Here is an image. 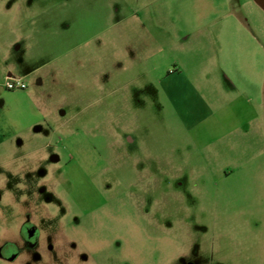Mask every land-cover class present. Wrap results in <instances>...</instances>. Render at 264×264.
Here are the masks:
<instances>
[{
  "label": "rangeland",
  "instance_id": "374dc122",
  "mask_svg": "<svg viewBox=\"0 0 264 264\" xmlns=\"http://www.w3.org/2000/svg\"><path fill=\"white\" fill-rule=\"evenodd\" d=\"M4 43L44 118L0 144V264H264L254 0H0ZM175 66L218 116L201 135L158 82Z\"/></svg>",
  "mask_w": 264,
  "mask_h": 264
},
{
  "label": "crops",
  "instance_id": "0c3cea01",
  "mask_svg": "<svg viewBox=\"0 0 264 264\" xmlns=\"http://www.w3.org/2000/svg\"><path fill=\"white\" fill-rule=\"evenodd\" d=\"M117 12L116 7L113 11L109 10L105 13L107 18L112 19V14L116 15ZM63 40L64 36H62V45L64 46ZM2 45L3 47L0 48V62L2 61L0 67V144L35 127L44 118L41 107H39V103L34 97L35 88L30 87L25 80V77L37 71L38 66L25 67L24 65L29 64L30 61L26 60L24 56L17 57V60H14L12 51L19 50L21 48L20 44L14 45V48L11 43ZM48 49L50 50V47ZM63 50L64 48L61 49V51ZM64 59V53L60 56L57 51L53 57L46 60V64L55 61L57 63L58 61L62 62ZM10 80H20L26 84V87L21 90H10L6 87L7 82ZM36 82H39V80H36ZM158 82L187 130L192 134L196 133V135H201L204 130L209 131L210 125H214L212 123L218 116L205 100L204 94L193 79L184 70L177 66L168 69L164 74L159 75ZM221 123L222 120H219V124ZM236 126L239 127V125ZM218 134L211 140L219 138L224 132L220 130Z\"/></svg>",
  "mask_w": 264,
  "mask_h": 264
},
{
  "label": "built area",
  "instance_id": "2783aa9c",
  "mask_svg": "<svg viewBox=\"0 0 264 264\" xmlns=\"http://www.w3.org/2000/svg\"><path fill=\"white\" fill-rule=\"evenodd\" d=\"M6 87L10 90H21L26 87V84L20 80H10L7 82Z\"/></svg>",
  "mask_w": 264,
  "mask_h": 264
},
{
  "label": "water",
  "instance_id": "95a60500",
  "mask_svg": "<svg viewBox=\"0 0 264 264\" xmlns=\"http://www.w3.org/2000/svg\"><path fill=\"white\" fill-rule=\"evenodd\" d=\"M254 2L264 11V0H254Z\"/></svg>",
  "mask_w": 264,
  "mask_h": 264
},
{
  "label": "flooded vegetation",
  "instance_id": "af4514ba",
  "mask_svg": "<svg viewBox=\"0 0 264 264\" xmlns=\"http://www.w3.org/2000/svg\"><path fill=\"white\" fill-rule=\"evenodd\" d=\"M26 232H28V235H33L35 232H34V230L32 229V228H28L27 230H26ZM13 256H14V254H10V258H13Z\"/></svg>",
  "mask_w": 264,
  "mask_h": 264
}]
</instances>
